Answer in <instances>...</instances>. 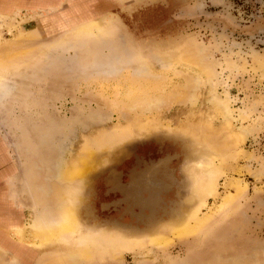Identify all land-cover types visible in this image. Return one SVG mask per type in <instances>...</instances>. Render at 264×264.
Segmentation results:
<instances>
[{
	"label": "rangeland",
	"instance_id": "374dc122",
	"mask_svg": "<svg viewBox=\"0 0 264 264\" xmlns=\"http://www.w3.org/2000/svg\"><path fill=\"white\" fill-rule=\"evenodd\" d=\"M0 24V41L19 27L34 36L20 72L2 74L13 85L0 95L4 264H264V0H0ZM187 142L206 157L187 162ZM83 153L76 225L60 241H19L33 212L21 170L64 192L56 172ZM152 169L163 188L153 221L132 198L151 194ZM48 196L40 209L59 220L64 200Z\"/></svg>",
	"mask_w": 264,
	"mask_h": 264
},
{
	"label": "bare ground",
	"instance_id": "6f19581e",
	"mask_svg": "<svg viewBox=\"0 0 264 264\" xmlns=\"http://www.w3.org/2000/svg\"><path fill=\"white\" fill-rule=\"evenodd\" d=\"M110 21H111V23L113 22V20H110ZM10 25L7 26L8 31H10L11 28L13 27V26H10ZM0 26H1V24H0ZM91 27L92 26L86 27V28H89V29L84 28V31L90 30ZM18 29L19 30L17 31V34L15 35V37H13L12 40H10L8 42L7 41H0V92H3L0 95H2V96H3V94H9L13 90V87H12L13 85L10 86L9 85L10 83L6 81V80H8L7 77L2 76V74L5 73V72L8 73V74H12V73H15V72H20V71H18V69L16 68V66L13 64V62L16 59H18V58H20V59L22 58V54L25 52L24 51L25 46L27 44H29L31 42V40L34 39V36H32L31 31L25 33V32L22 31V29L20 27ZM0 33H2V31ZM24 55H26V52H25ZM186 58H183V59L185 60ZM199 65H200L201 69L203 71H205V72H207V71L210 70V66H208V64H206L205 62L200 61L199 62ZM214 107H215V110H217V105L214 104ZM225 123H227V122H225ZM225 123L222 126L225 129L224 131L227 130L226 128L228 126H229L228 128L230 130V128H231L230 125L228 124V126H225L226 125ZM200 125L201 124L198 123V126L199 127H200ZM205 125H208V124H205ZM209 125H211V124L209 123ZM203 129L202 130L205 131V134H206L205 136H208L210 138V135H212L213 133H211L208 128L207 129L206 128H203ZM229 130H227L228 133H230L232 129L230 130V132H229ZM216 135L217 134L215 133L214 136H216ZM226 135L223 136V138L224 137L226 138L228 136V135L227 136ZM217 136H219V135H217ZM232 139H234V140H232ZM227 140H226V142H227ZM238 140H239V137L237 136V134H235V135L232 134L231 135V140H230L232 142L231 143H228L227 142L228 143L227 144L228 147L231 144L233 146V142L234 141L236 142V144H234V147L232 148V151L235 148V146L238 145V143H237ZM207 142L210 143L211 141L209 142V140H208ZM212 142H213V140H212ZM232 146H230V150H231V147ZM185 147L187 149V156H186V161L187 162H193V161L196 162V161H198V160L203 159V158L206 157V155H204L205 154L206 147L200 146V147H202V149H201L197 145L193 144L192 142H189L188 144H186ZM228 150H229V148H228ZM232 151L230 153L233 154ZM81 159L82 160L80 161V163H79V161L78 162L77 161L76 162L74 161L73 163H71V161L66 162V164L60 170H58V172H56V177H55L56 180H58L61 184L62 183H64V185L66 184V187L69 190L63 192L60 189L59 191H56V193H54V194H53V190L54 189H50L49 187H48L49 189L47 187H42V188L38 187V184L39 183H37V184L35 183V182L38 181V178H36V177H38V175L35 174V171L32 169V167L24 168L23 171L21 170V172H22L21 179H20V182L21 183H20L19 188H18L19 189V195H20L19 198H20V201L22 202V204L25 205V203H24L25 202L24 197L26 196V198L31 202V206H32V211L33 212L31 214V222L28 221V222H30L29 223V227L26 226L24 230H21L20 231V233H16V237L18 238V240L19 239L20 240L21 239L22 240L23 239L24 240H30L33 243L39 244V245H44V244L52 243L54 241H60L61 239H63L68 234V232L70 231L71 227L73 225H76V221L78 220V217L80 215L81 206H84V203L86 201V195L84 193V189L87 187V183H88L87 181L90 178V175H89L90 174V170H88V167H90L91 166L90 164H92L91 161H90L91 160V155L89 156V153L88 154L83 153ZM198 167H195V168H198ZM58 168L59 167H57V169ZM212 171H213V169H212ZM156 172H157V169H152V171L150 170L148 172L149 173V177H152V176L154 177V175L156 174ZM192 173H194V172H192ZM146 174H147V172H146ZM146 174L143 175V176H146ZM213 174H215V172ZM189 175L191 176L192 174H189ZM208 177H210V176H208ZM212 178H213L212 180H215V176L214 175L212 176ZM35 179H37V181H35ZM211 185L210 186L212 188H211V191L210 192H212L214 190L213 189V185L214 184L212 182H211ZM79 186H80V190H81V188H83V190H82L81 194H79L78 196H76L75 201H73L72 197L65 198L66 192L69 193L72 196V194L74 192V189L76 190ZM189 186H190V184H188V182H187L186 183V187L189 188ZM148 188L149 189L152 188L155 191L149 197V200L152 201L151 208L152 209H155V207L158 206L159 205V202H160L159 199H158V195H159L158 192L159 191L161 192V190L163 188L161 187V185H159V184H157L155 182H150V185H149ZM192 189H194V188H192ZM209 189L210 188H208V190ZM238 191H239V189H238ZM205 192L207 193L208 191H205ZM210 192H208V193H210ZM48 194H49V196H48ZM54 195H57V198L59 197L60 200L61 199L64 200L63 204L60 206V208H59V210L57 212L58 213V217L57 218L59 220L54 219L53 216L50 213L49 214L42 213V212H44L45 209L44 210H41L40 209V206H39L42 203L43 198H45L46 196H48L49 199L51 200V199H53V196ZM197 195L199 196V194H197ZM204 195H206V194H204ZM228 197H230V196H228ZM228 197H226V198L228 199ZM231 199L233 200V198H231ZM224 201L225 200H223V204H224ZM229 202H231V201H229ZM45 212H47V210ZM48 212H50V211H48ZM154 213H155V211H154ZM154 213L151 216V217H153V220L155 219ZM187 218H188V216H187ZM170 222L176 224L177 228L175 230H178V227L179 226H182L183 227V225L185 223L184 207L180 206L179 208L172 210L171 221ZM196 224H198V223H196ZM155 229L156 228H152L151 231H153ZM188 229H189L188 231L186 229V232H189L191 230V227L188 228ZM192 229H194V227ZM183 233H185V231H181L180 232V234H183ZM186 234H188V233H186ZM160 238H162V237H160ZM155 240L157 241V239H155ZM158 240H160V239H158ZM151 241H153V240H151ZM163 241H162V243L164 244V242L165 243H168L169 240L167 242H166V240L164 242ZM157 243H159V242H157ZM144 244H145V242L144 243H140V244H138L135 247L145 246ZM128 249H133V247L126 248L125 250H128ZM119 250H123V249L120 248ZM4 255L5 254H2L0 252V264H4L5 263V259L3 257Z\"/></svg>",
	"mask_w": 264,
	"mask_h": 264
},
{
	"label": "water",
	"instance_id": "95a60500",
	"mask_svg": "<svg viewBox=\"0 0 264 264\" xmlns=\"http://www.w3.org/2000/svg\"><path fill=\"white\" fill-rule=\"evenodd\" d=\"M150 171V170H149ZM149 171H147V175H146V177L145 178H143L142 179V181H143V187H144V189H146V190H148L149 188V185H150V182H154V181H151L150 179H151V177H149ZM156 183V182H155ZM157 184H159V185H162L161 183H157ZM133 186H134V190H141L140 189V184H133ZM162 187V186H161ZM151 190H152V192H151V194H153L155 191H154V189H152L151 188ZM151 194H149V196H148V198H146V199H143V198H141V197H137L138 196V193H136V192H134L133 194H132V198H134L135 200H137V202H138V204L140 205V207L142 208V209H148L149 211H150V215H149V219H153V217H151L152 216V214L154 213V211H155V209H152L151 208V203H152V201L151 200H149V197L151 196ZM141 217H142V215H138L137 216V218L138 219H141Z\"/></svg>",
	"mask_w": 264,
	"mask_h": 264
}]
</instances>
